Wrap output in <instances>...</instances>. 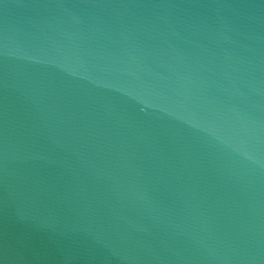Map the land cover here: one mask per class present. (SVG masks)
<instances>
[{
  "label": "water",
  "instance_id": "95a60500",
  "mask_svg": "<svg viewBox=\"0 0 264 264\" xmlns=\"http://www.w3.org/2000/svg\"><path fill=\"white\" fill-rule=\"evenodd\" d=\"M0 264H264V0H0Z\"/></svg>",
  "mask_w": 264,
  "mask_h": 264
}]
</instances>
